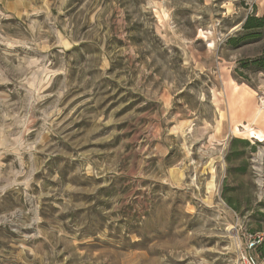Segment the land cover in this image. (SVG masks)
I'll list each match as a JSON object with an SVG mask.
<instances>
[{"label": "rangeland", "instance_id": "obj_1", "mask_svg": "<svg viewBox=\"0 0 264 264\" xmlns=\"http://www.w3.org/2000/svg\"><path fill=\"white\" fill-rule=\"evenodd\" d=\"M244 3L0 0V264H235L264 232Z\"/></svg>", "mask_w": 264, "mask_h": 264}, {"label": "trees", "instance_id": "obj_2", "mask_svg": "<svg viewBox=\"0 0 264 264\" xmlns=\"http://www.w3.org/2000/svg\"><path fill=\"white\" fill-rule=\"evenodd\" d=\"M216 2L223 1V0H214ZM232 1H238L241 3L242 6L245 5L244 0H232ZM231 47L233 48H242L248 45H255L259 43H264V14L261 16H258L255 11L253 13L249 14L242 26L241 29L233 36L231 37L227 42ZM241 69L251 70L253 72H264V45L261 51V54L253 59L245 60L240 62ZM233 144L241 145L243 147L242 151L235 152V156H242L244 155L245 149L249 147V142L245 140H234ZM236 149V148H235ZM243 170L245 168H242ZM237 171L241 172V169H237ZM226 202L230 207H232L235 210H238L234 202L230 199H226ZM264 218V214L262 215ZM255 234L257 232L264 233L261 231H253ZM259 255V258L261 260H264V239L261 245L257 248L256 251Z\"/></svg>", "mask_w": 264, "mask_h": 264}, {"label": "built area", "instance_id": "obj_3", "mask_svg": "<svg viewBox=\"0 0 264 264\" xmlns=\"http://www.w3.org/2000/svg\"><path fill=\"white\" fill-rule=\"evenodd\" d=\"M264 239V233L251 234L246 238L244 248L239 250L235 264H264L256 254L257 248L261 245Z\"/></svg>", "mask_w": 264, "mask_h": 264}]
</instances>
